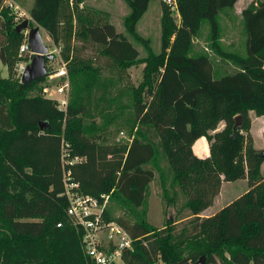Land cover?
Returning <instances> with one entry per match:
<instances>
[{"label": "trees", "instance_id": "16d2710c", "mask_svg": "<svg viewBox=\"0 0 264 264\" xmlns=\"http://www.w3.org/2000/svg\"><path fill=\"white\" fill-rule=\"evenodd\" d=\"M237 1L175 0L177 23L164 5L156 54L136 29L150 0H125V30L147 50L140 59L132 41L100 10L80 6L81 0H33L29 23L43 28L56 46L61 42L74 89L61 107L54 98L28 94L47 76L26 83L0 78V264H89L81 231L66 214L63 170L82 194L121 200L125 212L113 216L106 205L104 216L133 239L123 264H194L202 255L205 264H264V150L249 132V112L264 116V0L241 10L243 54L222 47L218 20ZM17 23L0 0V61L10 72L18 60L32 57L17 56L25 39L15 31ZM203 23L210 51L234 64V72L216 75L207 52L192 54ZM72 38L93 46L105 63L80 57ZM142 62L136 89L103 72ZM129 90L131 109L125 113L121 98ZM236 115L242 123L234 133ZM123 118L134 130L131 139L109 141V124ZM220 122L223 128L214 131ZM202 136L210 147L204 158L192 150ZM156 178L163 215L175 202L176 185L185 197L192 217L180 226L173 218L160 228L148 222V188ZM239 179H246L247 191L199 216L223 182Z\"/></svg>", "mask_w": 264, "mask_h": 264}, {"label": "rangeland", "instance_id": "374dc122", "mask_svg": "<svg viewBox=\"0 0 264 264\" xmlns=\"http://www.w3.org/2000/svg\"><path fill=\"white\" fill-rule=\"evenodd\" d=\"M16 1L17 0H15V2ZM18 1L20 3L19 5H21V7L24 9L23 11L16 9L15 3L12 0H6V3L11 9V13L14 15V21L18 22L17 24L21 23L25 19H28L29 22H31L29 16V9L32 5L33 0H18ZM255 1L258 2L261 0H238L233 9L224 10L219 13L218 20L220 24V33L222 36L221 44L225 50L230 49V50H235L237 52L238 51L244 52V46L242 43L245 37L242 32V20H241L240 8L242 6L243 7L247 6L251 2H255ZM81 4L87 9L93 8L100 10L102 12V17L106 15L105 17L107 18L108 21L109 19L110 20L113 19L110 22L115 25L116 31L125 34L132 41V43L136 46V48L140 53L139 56L140 59H143L147 56V50L143 46V44L134 41L133 38H131V36L125 30L123 18L129 12V7L127 6L125 0H81L80 5ZM164 5H167L172 10V16L174 18L175 23H177L179 19L178 13L176 12V9H172L171 5L167 3V0H150L148 9L144 13L142 18L139 20L136 28L137 32L143 38L149 40L150 48L156 54H158L161 50V24H162L161 17H162V7ZM107 10L110 11V15H108V13L106 12ZM32 26H38V25L33 22L29 23V27ZM207 31H208L207 25L203 23L199 34L193 39L192 54H199L202 51L207 52L205 48H208L209 50L208 53L211 54L210 57L213 61L215 71L217 72H222L223 70L226 72L235 71L236 67L232 63L219 59L217 56L213 54L212 51H210L209 48L210 46L207 42L208 41ZM22 32L23 34H25L27 31L23 30ZM42 33L44 34L43 30ZM43 37H44V41L47 44H49L50 47L49 51L52 52L54 58L50 60L48 63H46V67L49 72L48 76L45 78V80L42 83L38 84L35 89L28 91V94L29 95L40 94L42 96L51 97L54 99L55 97H57L59 99L57 101L61 105L62 101H65L66 103L69 101V98L71 97L74 88L69 86L68 84V80H67L68 77L66 73L65 63L63 62L62 57L60 55V49L62 47V44L55 46L53 41L51 39L49 40L45 36V34ZM74 43L71 42L72 45H76L79 48L80 57L93 59L97 64L105 63L106 59L101 57L97 53L96 49L90 44L88 43L84 44L83 42L77 40H75ZM82 45L83 48L80 49V46ZM17 56L19 57V49ZM26 57H28L26 56V54H22V58H26ZM19 61L20 60L16 62L11 72L6 67V65L2 64L0 61V78H11V79L21 80V77L18 75V73L15 70V66ZM29 61L30 60H26V64ZM143 67H144V63L142 62L139 64H135L126 70L118 69V68L109 69L108 67H105L104 70L105 69L108 70H105L103 72L112 75L115 78L116 77L119 78V80H116L118 81L119 84L127 83L129 84V86L136 89L142 82ZM62 69L64 71L63 74L65 75H61V77H59L60 75L57 74ZM131 93L132 92H130L129 90L126 96H123L121 98V102L124 106L123 108H121L122 112L126 113L128 110L131 109V103H132ZM96 122L98 124L100 123L102 124L104 122V119L100 116H97ZM261 122L264 124V119H262ZM258 125H259L258 121L254 120L253 133L255 136H256V130L259 127ZM132 131H130L129 128L125 125L124 118L119 119L116 120L115 123L109 124L107 139L111 142H116V141L126 142L131 139L133 133ZM256 137H257L256 139L258 140V144L261 147L260 150L263 151L264 136L258 135ZM160 164L163 167H165V162L163 160H160ZM261 170H262V174H264V162L262 164ZM225 186L227 188L232 189V195H237L239 191L242 189L243 183L241 181H236L234 183L227 184ZM175 189L178 192V194L175 196V202L172 203L170 206H168L166 214L163 215L161 201L160 198L158 197L157 178L149 185L148 188L149 206L147 213V220L149 223L160 228L165 224V220L167 218L170 219L173 218V221L177 223L178 226H180L181 223L187 221L189 218L192 217L189 211L185 208L186 199L182 194L179 193V188L177 185L175 186ZM225 199L226 198H224V196L221 195L218 201L215 203L214 207H217L218 205H220V203H223V201L225 202ZM106 205L109 208V212L113 216L114 215L118 216L121 215L123 212H125L124 209L121 208V200L117 197H113V198L108 197ZM190 243H192V240L186 241L185 246L190 248ZM157 264H163V263L161 260H158Z\"/></svg>", "mask_w": 264, "mask_h": 264}, {"label": "built area", "instance_id": "2783aa9c", "mask_svg": "<svg viewBox=\"0 0 264 264\" xmlns=\"http://www.w3.org/2000/svg\"><path fill=\"white\" fill-rule=\"evenodd\" d=\"M176 9L175 0H167ZM31 55L27 43V32L20 45L19 56ZM26 61L20 60L15 70L21 77ZM67 103L61 102V107ZM64 195L68 199L66 214L72 225L81 231V247L89 264H123L124 254L133 250V239L116 221L106 220L104 216L108 195L101 199L79 192L78 184L71 180L69 170H63ZM61 224L58 223V226ZM157 264V263H156Z\"/></svg>", "mask_w": 264, "mask_h": 264}, {"label": "crops", "instance_id": "0c3cea01", "mask_svg": "<svg viewBox=\"0 0 264 264\" xmlns=\"http://www.w3.org/2000/svg\"><path fill=\"white\" fill-rule=\"evenodd\" d=\"M14 3H15V6H16V9H19V10H24L22 7H21V5H19L20 3H19V1L17 0L16 2H15V0H12ZM21 2V1H20ZM237 3V2H236ZM236 3H235V5H236ZM80 6H82V4L80 5ZM235 7V6H234ZM246 6H242L241 8H240V11L243 9V8H245ZM107 13H108V15H110V11L109 10H107L106 11ZM114 13V12H113ZM108 18H109V16H108ZM113 19H109V22L110 21H112ZM111 23V22H110ZM111 24H113V23H111ZM114 25V24H113ZM114 27H115V25H114ZM115 29H116V27H115ZM42 30H43V32H44V34H45V36L50 40L51 38L48 36V34L44 31V29H42V28H40V32H41V34H42V37L44 36V34L42 33ZM245 37V36H244ZM43 39H44V37H43ZM194 39V38H193ZM244 39V38H243ZM245 40V39H244ZM45 42V41H44ZM71 42H75V40L72 38L71 39ZM46 43V42H45ZM78 43V42H77ZM243 43H244V41H243ZM242 43V44H243ZM47 44V43H46ZM59 44H61V42L59 43ZM75 44V43H74ZM47 45H49V44H47ZM56 46V45H55ZM206 49V51H207V53L209 52V50H208V48H205ZM241 52V51H240ZM212 53V52H211ZM242 54H243V51L241 52ZM208 55L209 56H211V54L210 53H208ZM220 59V58H219ZM227 62V61H226ZM231 63V62H230ZM234 65V64H233ZM235 66V65H234ZM236 67V66H235ZM236 69H237V67H236ZM235 69V70H236ZM232 72H234V71H232ZM232 72H226V71H222V72H217V71H215V74L216 75H221V74H225V73H232ZM64 73V71H63V69L62 70H60L59 72H58V74L57 75H60L59 77H61V75H65V74H63ZM55 99L56 100H59L57 97H55ZM61 102V101H60ZM249 115H250V119H251V126H250V134H251V137H252V140H253V143H254V146L256 147V148H258V149H261V147H260V145L258 144V140L256 139L257 137L256 136H258V135H262V136H264V124L261 122V120L262 119H264V116H256L255 114H254V112L253 111H250L249 112ZM254 120H256V121H258V128H257V130H256V136L254 135V133H253V130H254ZM223 128V122H220L219 124H218V127L216 128V130H214V131H218V130H221ZM214 131H212V132H214ZM192 150H193V153L196 155V156H198V157H201V158H204V157H207L208 155H209V153H210V147H209V142H208V140H207V138L206 137H204V136H202V137H199L198 139H196L195 141H194V143H193V145H192ZM236 181H241L242 183H243V187H242V189L239 191V193L237 194V195H232V189H230V188H227L225 185H227V184H231V183H234V182H236ZM236 181H232V182H223L222 184H221V187H220V191H219V193L216 195V197L214 198V201H213V203L209 206V207H207L205 210H203L202 212H201V214H199V216H201V217H207V216H210V215H212V214H214L216 211H218L221 207H223L224 205H226L227 203H229L230 201H232L234 198H236V197H238L239 195H241L242 193H244L245 191H247V189H248V184H247V181H246V179H239V180H236ZM233 190H234V188H233ZM221 195H223L224 196V198H226L225 199V202L223 201V203H220V205H218L217 207H214V205H215V203L218 201V199L220 198V196ZM148 203H149V199H148ZM213 207H214V209H213Z\"/></svg>", "mask_w": 264, "mask_h": 264}, {"label": "water", "instance_id": "95a60500", "mask_svg": "<svg viewBox=\"0 0 264 264\" xmlns=\"http://www.w3.org/2000/svg\"><path fill=\"white\" fill-rule=\"evenodd\" d=\"M27 31V43L32 53L30 61L26 64L21 75V83H26L34 79L48 76L45 60H52L54 55L49 51V45L44 42L39 26L29 27V20L25 19L15 26L16 32ZM241 115L234 117L233 132L241 126ZM264 156V153H263ZM205 255L200 256L194 264H205Z\"/></svg>", "mask_w": 264, "mask_h": 264}]
</instances>
